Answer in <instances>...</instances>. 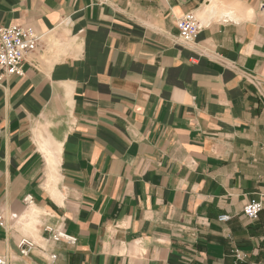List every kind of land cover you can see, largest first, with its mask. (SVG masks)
I'll list each match as a JSON object with an SVG mask.
<instances>
[{
	"label": "crops",
	"instance_id": "crops-1",
	"mask_svg": "<svg viewBox=\"0 0 264 264\" xmlns=\"http://www.w3.org/2000/svg\"><path fill=\"white\" fill-rule=\"evenodd\" d=\"M12 25L42 41L0 84V256L264 264V0H0Z\"/></svg>",
	"mask_w": 264,
	"mask_h": 264
},
{
	"label": "built area",
	"instance_id": "built-area-1",
	"mask_svg": "<svg viewBox=\"0 0 264 264\" xmlns=\"http://www.w3.org/2000/svg\"><path fill=\"white\" fill-rule=\"evenodd\" d=\"M177 27L180 31V37L185 43L193 42L200 30L202 24L195 13H187L181 17L177 22ZM42 41V36L39 35L32 27L12 25L9 27L0 26V84L6 76L19 75L23 76L24 63L26 57L35 52ZM27 206L34 203L32 196L28 195L24 199ZM263 203L253 201L247 204L244 208V214L249 220H257L260 213L263 211ZM231 219L230 216L224 215L220 217V221L227 222ZM3 219L0 217V223ZM52 234V241L59 242L61 240L67 241L71 245L77 243L75 237H71L62 230H53L48 228ZM40 247L38 243L29 238H23L18 244L21 255L28 256L35 248ZM41 248V247H40ZM45 251L44 248H41ZM52 260H56L55 254L50 255ZM0 264H9L5 257L0 256Z\"/></svg>",
	"mask_w": 264,
	"mask_h": 264
},
{
	"label": "rangeland",
	"instance_id": "rangeland-1",
	"mask_svg": "<svg viewBox=\"0 0 264 264\" xmlns=\"http://www.w3.org/2000/svg\"><path fill=\"white\" fill-rule=\"evenodd\" d=\"M252 202H253V201H252ZM250 203H251V202H250ZM248 204H249V203H248ZM246 205H247V204H246ZM246 205H245V206H246ZM244 208H245V207H244ZM244 215H245V214H244ZM254 221H255V220H254Z\"/></svg>",
	"mask_w": 264,
	"mask_h": 264
}]
</instances>
